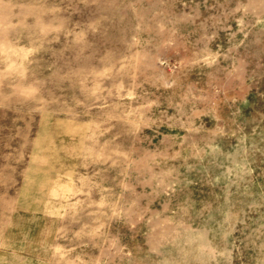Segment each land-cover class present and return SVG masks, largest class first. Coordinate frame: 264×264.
Instances as JSON below:
<instances>
[{"label":"rangeland","instance_id":"1","mask_svg":"<svg viewBox=\"0 0 264 264\" xmlns=\"http://www.w3.org/2000/svg\"><path fill=\"white\" fill-rule=\"evenodd\" d=\"M0 264H264V0H0Z\"/></svg>","mask_w":264,"mask_h":264}]
</instances>
